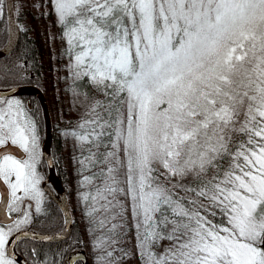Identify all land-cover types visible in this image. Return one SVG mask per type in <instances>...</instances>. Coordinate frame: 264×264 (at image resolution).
Returning a JSON list of instances; mask_svg holds the SVG:
<instances>
[{"label": "snow or ice", "instance_id": "obj_1", "mask_svg": "<svg viewBox=\"0 0 264 264\" xmlns=\"http://www.w3.org/2000/svg\"><path fill=\"white\" fill-rule=\"evenodd\" d=\"M51 3L69 71L105 98L69 133L100 167L84 180L102 186L85 199L113 220L130 211L142 264H264V0ZM9 141L28 158L0 153L8 212L22 192L39 213L36 124L22 100L0 95V147ZM28 223L24 212L0 226V264H16L6 249Z\"/></svg>", "mask_w": 264, "mask_h": 264}, {"label": "trees", "instance_id": "obj_2", "mask_svg": "<svg viewBox=\"0 0 264 264\" xmlns=\"http://www.w3.org/2000/svg\"><path fill=\"white\" fill-rule=\"evenodd\" d=\"M23 3L16 17L20 31L19 42L10 55L0 60V68L7 67L10 69L7 75L0 72V88L35 85L43 91L48 103V99L54 95V92L57 91V87L62 86H60V84L57 85V81L51 74L49 65L47 67L44 61V48L39 31L34 24L35 10L31 9L25 2ZM36 7L38 9H43L40 16H45L46 21L51 18L52 12L50 2L44 1L42 4H37ZM0 20L1 48L6 45L9 40V30L4 9ZM47 24L48 23L45 22L44 27H47ZM63 85L65 86L66 84ZM72 86L81 92L83 96L85 93L88 94L89 98L86 108H89L94 100L105 99L100 92L87 82V80H77ZM64 88H62L61 91L63 90L62 92L64 95L68 96L70 94L68 93L69 87L66 85ZM21 99L27 104H30L31 108L28 110L29 114L36 123L42 126V108L38 100L35 97H23ZM98 111L103 112L102 109ZM85 114L86 113L80 115L67 125L64 124V127H62L64 140L69 141V144L77 141L76 138L69 135V133L72 131H82L78 128V125L83 122L84 119L88 118ZM53 142V153L59 160L63 170L61 174V186L67 195L69 204L71 202L74 206L72 212L80 213L83 217L88 216V218L82 223L76 215H73L74 224L72 233L68 239L61 243H39L22 240L16 246L17 252L28 264H64L69 254L76 250H84L89 258L90 264H94L95 259L101 256L106 257L104 264H113V262H108L109 259L112 257L119 260L118 257L121 253L127 254L126 256L128 259L126 264H140L138 262L139 255L136 248V230L133 227V222L127 219L130 218L128 213H125L126 221L121 220L120 217L113 220L111 219L112 213L105 212L100 207L103 201L99 203L93 201V204H91V199H85V196L96 195L94 190L97 186H102L101 179H95V186L92 181L86 186H81L78 183L81 177L92 176L93 173L99 174L100 167H93L87 160H84L88 155L86 148L82 149L85 157L79 158L78 151L72 152V150H66L64 146H62L59 136L55 135ZM103 150V148L100 149V151ZM63 151H65L64 154ZM93 151H95V149H93ZM81 160H84L83 164L80 163ZM81 169L82 171L77 173ZM181 194L183 195V193ZM45 196L46 200H43L46 203L43 205V210L37 213L30 226L37 232L43 234L59 233L64 228L63 214L58 206L46 194ZM27 201L28 200L25 199L24 204H27ZM93 206L97 208L98 211L88 214ZM215 219L219 221L218 216ZM101 221H104L103 225H101ZM113 224H122L123 227H118L114 231H110ZM112 241L116 242L112 243ZM164 242H162L161 247L156 249L157 252H160V250L167 245L168 242ZM121 249L123 251H121ZM33 250L35 251L33 252ZM108 252H112L110 258L107 255Z\"/></svg>", "mask_w": 264, "mask_h": 264}, {"label": "rangeland", "instance_id": "obj_3", "mask_svg": "<svg viewBox=\"0 0 264 264\" xmlns=\"http://www.w3.org/2000/svg\"><path fill=\"white\" fill-rule=\"evenodd\" d=\"M44 1L50 2L51 12H52L51 18L47 19V21H46L45 16H40L42 14L43 9H38L36 7L37 4H39V3L42 4ZM23 2H25V4H27V5H29L31 9L35 10L34 24L36 25V27L39 31L40 39H41V42H42V45L44 48V52H43L44 61L46 62L47 67L49 65V67L51 69V74L53 75V77L57 81V85L60 84V86H62V87H57V91L54 92V95H52V97L48 99L54 131H55L56 135L58 134L57 136H59L61 138L62 146H64V148L66 150L69 149V150H72V152L78 151V157L84 158L85 155H83L80 143L78 141H75V143L72 142L71 144H69V141L64 140V134H63L64 132H62V129H63L62 127H64V124H66V125L69 124L71 121L75 120L80 115H82L88 111V108H86L88 101L85 100V96H83V94L81 92H79L77 89L73 88V86H72L73 83L77 80L74 79V77L72 76L71 72L68 69V65L70 63V60H69V56L67 54L68 45L66 42V38L63 37V28L58 22V18H57L56 14L53 10L51 0H14V8H15L16 17H17L18 12H20V8L24 4ZM36 8H37V10H36ZM3 9H4V11H6L5 0H3ZM44 10H45V8H44ZM45 22L48 23L47 27L46 26L44 27ZM63 84H66L67 87H69L68 93H70V94L68 96L64 95V93L62 92L63 90L61 91V89L66 86V85L64 86ZM24 103L27 107V103L26 102H24ZM65 151H63V154L65 153ZM81 171H82V169L79 170L77 173H80ZM86 177H88V176H86ZM84 178H85V176L83 178L82 177L79 178V180H78V183L81 186H86L89 183V182H85ZM92 182L94 183V186H95V184H96L95 179L92 180ZM39 186H41V184ZM39 190L43 193V198H42V201L40 204V208L42 211L43 205H44V203H46V202H44V200H46L45 199L46 196H45V193L43 192V190H41V188ZM94 191L96 192V189ZM87 192H88V190H87ZM17 195L18 196L22 195L23 200H21L19 202L17 201L18 203L16 202V205H18V204L25 205L24 206L25 210L28 211L27 213L29 214V216H31L32 212L30 213V211L32 209L31 206H33L34 207L33 219H35V217L37 215L36 201L30 197H25L22 192H18ZM25 199L26 200H32L33 203H30L29 201H27V204H24ZM91 204H93V201L91 202ZM70 207H71V210L73 211L74 206L71 204V202H70ZM127 213L130 217L127 219H130L133 222L130 211ZM45 215H46V213H45ZM73 215L74 216L76 215L77 218L82 223H83V221H85V219L88 218V216L83 217L82 215H80V213L79 214L73 213ZM30 218H31V222H32V217H30ZM218 218H219V216H218ZM165 242H167V241H165ZM162 251H163V249L160 250V252H162ZM105 258L106 257H103V256L96 258L94 261V264H104L106 261ZM118 259L119 260H116L115 258L111 257L108 262H113V264H126L128 257L124 253H121V254H119ZM138 262L140 264H142L140 257L138 259Z\"/></svg>", "mask_w": 264, "mask_h": 264}, {"label": "water", "instance_id": "obj_4", "mask_svg": "<svg viewBox=\"0 0 264 264\" xmlns=\"http://www.w3.org/2000/svg\"><path fill=\"white\" fill-rule=\"evenodd\" d=\"M6 4H7V14L9 21V30H10V41L8 45L0 51V59H3L7 57L9 54H11L19 42V29L15 21L13 0H6ZM0 95L6 98L32 96L39 100L40 105L42 107L43 116L46 125V138H45V144L43 146V158L49 165V169H50L49 180L50 179L56 180L54 164L50 156V150L52 145L51 119H50L48 105L43 92L35 86H21L6 90H0ZM5 152L21 160H24L27 157L26 153L22 149L11 143H7L6 145L0 148V153H5ZM47 190L49 191V189ZM58 191L60 195L59 198L55 197L51 191L49 193L53 201L57 204V206L59 207V209L61 210L64 216L65 219L64 230L61 233L55 235H44L31 231H21L16 233L13 236V239L16 236H19V239L14 240L13 243H10L6 249L7 253L15 258L16 263L28 264L25 261V259L21 257L15 250V246L17 245L18 242L22 240H29L39 243H61L66 239H68V237L71 235L73 229L72 214L69 208V203L65 191L60 183H58ZM9 202H10V190L8 186L2 180H0V223L1 224H10L12 223L13 220L16 219V217H10L7 213V205ZM25 232H27V235H24ZM44 237H50V239H44ZM77 262H82L83 264H89L86 253L83 250H78L76 252H73L66 260V264H76Z\"/></svg>", "mask_w": 264, "mask_h": 264}, {"label": "flooded vegetation", "instance_id": "obj_5", "mask_svg": "<svg viewBox=\"0 0 264 264\" xmlns=\"http://www.w3.org/2000/svg\"><path fill=\"white\" fill-rule=\"evenodd\" d=\"M0 19H1V16H0ZM0 24H1V20H0ZM1 26V25H0ZM8 29H9V25H8ZM6 45H4L3 47L0 48V50L2 48H4ZM0 89H4V88H0ZM31 106L30 104L28 103L27 104V109L30 110ZM51 122H52V118H51ZM36 131H37V136H38V143H39V148H38V152H39V161L36 165V171H37V174L40 178V183L38 184V189L41 188V190H43V192L46 193V195L52 199L51 195H50V191L53 193L54 196H56L57 198H59V191H58V183L61 184V174L63 172L62 170V166L59 162V160L55 157L54 153H53V146H54V138H55V131H54V128H53V123H52V145H51V150H50V156H51V159H52V162L54 164V171H55V174H56V180L54 179H50V169H49V165L48 163L44 160L43 158V146L45 144V136H46V125L45 123H43V125L41 126L40 124L36 123ZM58 135V134H57ZM10 142V141H9ZM19 146V145H17ZM20 147V146H19ZM23 151L24 149L21 148ZM27 154V158H28V153ZM26 158V159H27ZM14 179V178H13ZM41 184V186H39ZM46 187V188H45ZM49 189V191L47 190ZM10 190V196H11V189L9 188ZM22 197V195H21ZM12 200V196L10 197V201ZM30 203H33L32 200H28ZM19 202V201H18ZM17 202V203H18ZM56 204V203H55ZM57 205V204H56ZM18 208H19V211L18 212H11L9 213L8 212V209H7V213L10 217H16V219L18 218H22L23 216V213L24 212H28L27 210H25V207L18 204L16 205ZM32 209L30 211L31 213V216L29 217H32V220H33V213H34V207L31 206ZM59 208V207H58ZM71 210V208H70ZM71 213H72V210H71ZM72 217H73V224H74V216H73V213H72ZM64 218V217H63ZM32 224L31 222V218H30V223L24 225L20 231H31V232H36V233H39L37 232L35 229H33V227H31L30 225ZM2 225H7V224H1L0 223V226ZM63 230V229H62ZM62 232V231H61ZM17 233V232H15ZM13 233V235L15 234ZM43 234V233H42ZM54 234H58V233H54ZM46 235H51V234H46Z\"/></svg>", "mask_w": 264, "mask_h": 264}]
</instances>
